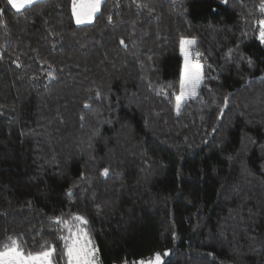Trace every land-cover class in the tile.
Masks as SVG:
<instances>
[{"label":"trees","instance_id":"trees-1","mask_svg":"<svg viewBox=\"0 0 264 264\" xmlns=\"http://www.w3.org/2000/svg\"><path fill=\"white\" fill-rule=\"evenodd\" d=\"M72 2L0 0V242L66 264L54 218L80 215L99 264H264L261 0ZM181 38L203 79L177 112Z\"/></svg>","mask_w":264,"mask_h":264},{"label":"snow or ice","instance_id":"snow-or-ice-1","mask_svg":"<svg viewBox=\"0 0 264 264\" xmlns=\"http://www.w3.org/2000/svg\"><path fill=\"white\" fill-rule=\"evenodd\" d=\"M35 2L36 0H7V3L17 12L26 9ZM100 4L101 0H73L72 13L76 23L90 22L95 13L100 10ZM258 8L264 14V0H261ZM109 19L111 18L109 17ZM255 23L258 27L257 38L261 43H264V18ZM195 43V40L180 39L184 67L180 79V91L175 98L177 112L186 97L196 95V89L203 79L201 63L198 59H192L193 53L190 49ZM200 55L199 52L195 53L196 57ZM103 174L107 175L108 170L105 169ZM54 219L58 224L63 223L68 232V235L59 237L63 241L62 258L66 260V264H99L98 249L90 239L87 229L83 227L88 224L87 219L80 215H74L72 219L77 222L75 225H70L60 217ZM20 241L21 237L9 236L5 241L0 242V264H53L56 253L55 245L46 242L40 246L38 251H31L26 250ZM164 255H168V252H165ZM124 264H129V262L126 260ZM131 264H162L161 254L156 253L153 259H140L132 261Z\"/></svg>","mask_w":264,"mask_h":264},{"label":"rangeland","instance_id":"rangeland-1","mask_svg":"<svg viewBox=\"0 0 264 264\" xmlns=\"http://www.w3.org/2000/svg\"><path fill=\"white\" fill-rule=\"evenodd\" d=\"M36 1H38V0H36ZM102 1V0H101ZM74 17V16H73ZM94 17V16H93ZM74 20H75V17H74ZM92 20H93V18H92ZM91 20V21H92ZM75 22H76V20H75ZM84 23H87V22H84ZM185 39H188V40H193V39H189V38H185ZM191 52H192V47H191ZM180 54H181V51H180ZM181 57H182V67H181V75H182V72H183V67H184V56L181 54ZM192 59H194V60H196L197 58H196V56H194V54H193V56H192ZM200 62V61H199ZM180 79H181V76H180ZM197 90H198V88L196 89V92H197ZM179 91H180V81H179ZM179 91H178V94H179ZM177 94V95H178ZM191 97H193V96H188V97H186L184 100H186V99H188V98H191ZM91 239V238H90ZM92 240V239H91ZM93 242V241H92ZM154 258V257H153ZM153 258H151V259H153ZM161 258H162V256H161Z\"/></svg>","mask_w":264,"mask_h":264}]
</instances>
